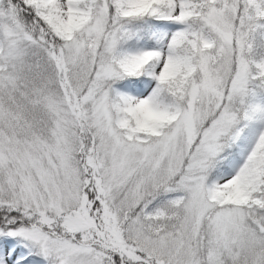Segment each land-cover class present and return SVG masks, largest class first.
<instances>
[{
	"label": "snow or ice",
	"instance_id": "6c2138e0",
	"mask_svg": "<svg viewBox=\"0 0 264 264\" xmlns=\"http://www.w3.org/2000/svg\"><path fill=\"white\" fill-rule=\"evenodd\" d=\"M0 264H264V0H0Z\"/></svg>",
	"mask_w": 264,
	"mask_h": 264
}]
</instances>
